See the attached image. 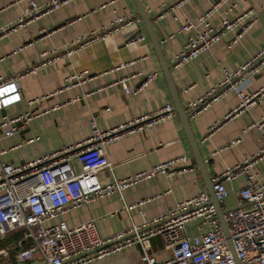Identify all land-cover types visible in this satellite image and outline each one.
Masks as SVG:
<instances>
[{
    "label": "crops",
    "instance_id": "crops-1",
    "mask_svg": "<svg viewBox=\"0 0 264 264\" xmlns=\"http://www.w3.org/2000/svg\"><path fill=\"white\" fill-rule=\"evenodd\" d=\"M46 2L47 0H38ZM154 30L160 40L164 56L171 69L172 78L182 104L187 109L188 102L218 84L223 77V68L235 69L264 48V7L263 0H239L238 7L230 16L245 8H252L255 23L243 36L232 43L227 42L231 33L222 35L208 50L178 67H173L170 58L183 45L186 31H178L181 19H174L173 12L158 16L161 2L170 0H142ZM10 0H0V26L13 21L22 12L26 2L10 4ZM69 0L59 8L40 15L26 25L6 36L0 37V75L15 76L39 60L41 52L62 48L75 37L99 30L110 22L115 12L138 15L133 0ZM209 6L208 0H188L175 14L195 17ZM220 19L211 16L212 22ZM145 33L142 22L138 23ZM128 30L114 32L104 40H93L69 57H62L40 68L36 73H28L18 78L20 100L0 109L4 115H16L27 110L33 111L28 121L22 123L10 136L0 138V159L20 163L41 156L62 146L76 144L90 133L88 120L94 116L100 129H107L129 118L154 110L172 101L167 82L160 69L155 50L146 33V39L134 44H126ZM173 32L172 37H168ZM24 45L12 52L16 46ZM120 62H129L115 68ZM87 70L84 82L65 87L66 77L73 72ZM138 69L145 72L156 71L149 84L136 93H126L120 83L121 77ZM240 85L247 92H259V97L246 108L237 109L239 98L233 89L212 102L196 116L190 117L191 129L196 137L207 171L212 178L227 165L241 161L245 155L258 152L264 147V61L258 69H248L240 78ZM139 76L127 80L130 87L136 86ZM38 98V99H35ZM35 99L33 102H29ZM231 112L230 115H228ZM219 122L212 130L208 127ZM33 138L29 141L28 139ZM234 139H239L232 143ZM20 142L19 146H14ZM105 150L112 164L111 170L99 173L103 180L112 174L124 177L154 164L187 153L192 168L187 171L160 173L138 181L125 188L122 194L113 192L96 200L66 211L59 218L69 225H75L89 218H96L99 233L103 236L121 230L143 217L154 216L177 201L196 194L205 188L204 180L194 161V157L183 130L178 114L158 122L152 129L126 134L106 144ZM257 178L264 181V154L254 165ZM244 175L228 181L231 190L225 205L233 206L236 190L243 185ZM143 200V201H142ZM142 201V203H140ZM133 205L126 210L124 205ZM116 210V211H115ZM143 213H142V212ZM6 232L0 236V247L9 250V255H0V264L13 258L15 248L26 245L21 231L4 223ZM191 233L197 230L191 228ZM152 247L158 259L168 256L158 237L152 238ZM39 261L36 253L32 263ZM140 248L136 245L123 250L93 258L84 264H139Z\"/></svg>",
    "mask_w": 264,
    "mask_h": 264
},
{
    "label": "built area",
    "instance_id": "built-area-1",
    "mask_svg": "<svg viewBox=\"0 0 264 264\" xmlns=\"http://www.w3.org/2000/svg\"><path fill=\"white\" fill-rule=\"evenodd\" d=\"M26 2L22 12L13 21L0 26V37L16 31L29 21L42 14L59 8L69 0H10V4ZM116 0H107L110 4ZM188 0L161 2L158 16L173 12L174 19H181L178 31H186L180 50L170 58L173 67H178L208 50L222 35L231 33L227 42L230 46L239 40L255 23L252 8L234 11L239 0H208L209 6L195 17L175 14ZM264 7V0L262 2ZM114 18L99 30H91L79 37L72 38L66 46L41 52L40 58L31 66L15 76L0 75V109L20 100L18 78L36 73L40 68L62 57H69L93 40H104L114 32L127 31L125 43L134 44L146 39V33L138 30L141 18L127 12L119 13L116 8ZM218 14L217 22L211 21ZM138 30L133 36L131 34ZM173 32L168 37H172ZM24 45L16 46L12 52L19 51ZM3 56H0L2 59ZM264 61V48L258 54L230 70L223 68V77L197 98L190 100L187 111L190 117L209 107L212 102L233 89L238 98L237 109L246 108L259 97V92H247L240 85V78L248 69L257 70ZM129 62H120L118 68ZM88 71L80 70L66 77L65 87L84 82ZM156 71L135 72L116 80L126 93L139 92L155 77ZM139 76V83L130 87L127 80ZM38 99V98H35ZM35 99L29 101L33 102ZM36 113L25 111L16 115L0 118V138L13 135L19 128L18 122H26ZM231 112L228 114L230 115ZM176 115L171 102L158 108L129 118L107 129H100L94 116L88 120L89 135L76 144L62 146L45 154L20 163L0 159V236L6 232L4 223L21 231L22 238L28 242L15 248L13 258L5 264H33L36 253L39 261L35 264H84L93 258L137 245L140 248L139 264H236L214 204L206 189H202L183 200L177 201L168 209L149 217H143L121 230L103 236L99 233L97 219L89 218L75 225H69L59 216L68 210L96 200L101 196L123 190L133 183L160 173L187 171L192 168L190 157L181 153L168 158L147 169H141L124 177L114 174L107 180L99 173L111 170L112 164L105 150L107 143L126 134L152 129L158 122ZM220 123L208 127L212 130ZM29 141L33 138L28 139ZM239 139L231 142L235 143ZM20 142L14 146H19ZM2 150H0V153ZM264 154V147L258 152L247 154L244 158L227 165L223 171L212 177V189L227 224L234 250L241 264H264V181L257 178L254 165ZM244 175V183L236 190L233 206H226L230 193L228 181ZM143 201V200H142ZM142 201L140 203H142ZM133 205H124L126 210ZM116 211V210H115ZM142 212V211H141ZM143 213V212H142ZM197 230L191 233L190 229ZM158 237L168 256L158 259L152 247V238ZM0 255L7 257L9 250L0 247Z\"/></svg>",
    "mask_w": 264,
    "mask_h": 264
},
{
    "label": "water",
    "instance_id": "water-1",
    "mask_svg": "<svg viewBox=\"0 0 264 264\" xmlns=\"http://www.w3.org/2000/svg\"><path fill=\"white\" fill-rule=\"evenodd\" d=\"M136 4L137 10H138V14L140 16V18L142 19L145 31L149 37V40L155 50V53L157 55L158 61H159V65H160V69L163 73V76L167 82V86L170 90V94L172 96V101H173V109L176 111V113L179 116V119L181 121L183 130L185 131L186 137L188 139L193 157H194V161L201 173V176L204 180V184H205V188L208 191L209 195H210V200L211 202L214 204L215 208H216V212L217 215L219 217L220 223L222 225L224 234L227 238L228 241V245L231 249V251L233 252L236 264H241L236 252L234 250V246L232 243V240L230 238V234L228 231V227L227 224L224 220L223 217V212L224 209L220 206V203L217 201L215 195H214V191L212 189V178L210 177L206 165H205V161L202 157V154L200 152L196 137L191 129V125H190V111H187L186 108L184 107V105L181 102L180 96H179V92L176 89V86L174 84V80L172 78V73H171V69L168 65V62L164 56V53L162 51L161 45H160V40L158 38V36L156 35V32L154 30V26H153V22H152V18L149 16L148 11L146 10L145 4L142 0H133ZM141 28H139L138 30H140ZM138 30L134 31L131 36H133ZM22 122H18V125H21Z\"/></svg>",
    "mask_w": 264,
    "mask_h": 264
}]
</instances>
